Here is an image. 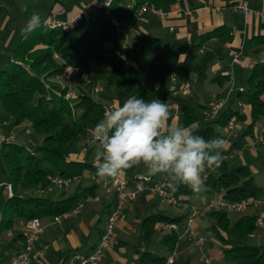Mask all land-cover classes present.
<instances>
[{"label": "trees", "instance_id": "16d2710c", "mask_svg": "<svg viewBox=\"0 0 264 264\" xmlns=\"http://www.w3.org/2000/svg\"><path fill=\"white\" fill-rule=\"evenodd\" d=\"M98 2V0H92ZM132 2V7L128 3ZM176 0H114L109 16L103 15L91 21L88 31L79 37H72L65 29H49L45 26L22 34L33 11L28 5L20 14L21 32L18 44L11 51V62L0 69V106L13 120V127L28 123L32 134L40 138L39 145L29 151L15 143H5L0 148V182L9 183L12 196L5 197L0 209V235L12 229L14 224L33 218L53 219L71 211L79 202L95 196L97 186H79L70 196L52 201L39 196L52 184L47 177L64 179L81 178L85 171L95 172L94 164L86 160L71 159L76 147L87 140L94 125L102 119L105 110L121 105L133 94L139 98L152 100L159 98L168 103V77L173 74L178 83L190 81L192 75L205 77L215 55L206 52L197 58V50L208 40L216 39L221 44L231 40L229 32L219 27L202 34L198 43H188L173 39L167 46L156 37L136 33L126 45L124 38L136 9L147 3L167 10ZM45 18L41 16L43 21ZM115 20L118 25L113 24ZM247 53L257 59L264 50V35L252 37ZM67 68L86 78L87 89L77 85V94L66 98L70 87L57 79L64 78ZM223 78V79H222ZM145 79L147 84L143 83ZM224 82L226 76H218ZM111 95L98 98L101 92ZM238 91L235 98L228 101L217 117L210 119L200 113L206 106L183 105L180 108L181 124L191 128L195 134L205 138H221L218 128H225L229 119L245 123L244 136L253 137L257 121L264 118V62L256 60L245 81V88ZM239 89V88H238ZM71 91V90H70ZM96 91V93H94ZM94 94L96 96L94 97ZM244 99L249 106L247 114L232 105ZM227 152H222V154ZM252 170L245 166H230L223 159L222 166L214 179L204 185L205 194L230 202L256 199L261 188L255 183ZM208 175V174H206ZM164 178L162 174L152 176ZM3 187V186H2ZM4 188V187H3ZM5 189V188H4ZM187 185H179L174 196L188 208L190 198L196 196ZM112 204L107 207L109 212ZM189 211L177 216L158 212L146 216L141 223L142 246L137 264H163L167 257L153 254L150 250V236L155 227L176 223L181 225ZM210 231L222 248V260L230 264H264V245L250 246L249 237L257 230L256 214L239 215L231 222L228 213L215 210L209 214ZM22 237V234L19 235ZM176 232L166 234L161 243L167 254L176 249ZM167 255V256H168ZM68 258L63 259L62 264ZM185 264H191L187 260Z\"/></svg>", "mask_w": 264, "mask_h": 264}, {"label": "crops", "instance_id": "0c3cea01", "mask_svg": "<svg viewBox=\"0 0 264 264\" xmlns=\"http://www.w3.org/2000/svg\"><path fill=\"white\" fill-rule=\"evenodd\" d=\"M91 1L92 0H29V2H27L25 0H0V31L8 32V37H5L7 38L5 44L11 37L15 38L16 40L18 37L20 38L21 32L17 28L18 26H21L19 16L23 9L28 5H32L37 12L39 11L38 8L43 6L49 9V13L53 12L54 15H56L54 16L55 18L67 20L76 15L78 11L80 12V9H83V5L88 4ZM242 1L243 0H176L173 6L167 10H164L165 14L161 17H155L154 15L146 14L136 23L134 21L127 25L126 23H123V25L127 28L124 43L128 45L133 35L136 33L160 38L164 42V38L162 37L163 28L168 25L167 30L170 34L169 44L173 39L195 44L199 42V37L202 34L211 32L219 27H224V29L229 32L231 40L222 44V53H224L222 56L217 57L212 51H208L215 55V59L213 61L214 63L212 64L210 71L216 77L226 76V84H229V81L234 83L236 81L237 71L240 77L242 69L245 66H247L250 70L252 64L256 62V60L264 62V50L259 53L257 59L249 56L246 50V46L252 37L264 35V18L259 15V13H264V0H245L247 1L248 7L250 9V12L248 13L235 8V6ZM47 16L48 13L45 17ZM194 39H196V41L192 42ZM209 41H216V39H211ZM235 52L241 53L238 63L231 62L232 55ZM194 77L196 76L192 75L189 82L193 80L195 83L197 79L195 78L194 80ZM218 82L220 83L221 81ZM222 86L218 84V87ZM238 88H241V86ZM231 91L228 92V101L232 100ZM215 93L217 92L215 91ZM175 108L177 111L173 114L170 113L169 122L172 124H177V118L180 117V109L178 107ZM239 110L243 114H247L249 111V106L242 104V107H239ZM202 114L204 115L205 111H203ZM241 125L243 126L242 129ZM244 128L245 123L237 122L234 133L225 137V148L229 147L230 149L233 147V149H231L232 151H228V153H237V151H239V153H237L234 157L241 155L245 147L239 146V143H241V138L239 141L234 142V137L237 138L240 135L242 138L247 137L242 135ZM91 134L92 132L90 131V138H87L85 142L81 143L84 145V147L79 149V153L78 150L76 151L77 148L72 152L70 155L71 159L78 161L86 160L87 162L94 164L92 156L95 149V140ZM258 138H261V142H257ZM89 139L91 142H89ZM13 143H15V141H13ZM251 143H255L254 148H250L249 145ZM261 144H264V123H262L260 129H256L254 131L252 140L246 144V147H248L250 150H253L257 145ZM88 145L91 147H88ZM130 170L133 171L132 176H128L127 171L123 173L130 188L133 187L132 180L134 177L148 175L147 173H139L140 166L134 167ZM91 176H96V171H85L81 178L72 180L75 181L74 185L67 184L64 185L62 189L57 190L54 189L56 187H50L48 190L42 193L47 192V196L50 200L58 201L70 196L79 186H97L91 180ZM97 187L98 188L95 192V196L88 197V201L85 203L80 214L62 219L59 221V223L52 225L49 224L51 219H40L44 227L42 232L37 237L35 249H39L44 245L48 246V251L44 257L43 263L45 260L47 263L50 260L53 262V264H62L63 259L68 258L64 264H69L70 256L73 253L78 252L81 254H86L96 245L104 227L107 207L114 202L113 194L107 193L106 190L101 186ZM0 189V200L2 202L4 198L3 194L4 192L6 194V191L3 190L2 186H0ZM40 194L41 193L38 195ZM260 194V197H264V189L261 188ZM208 197L211 200L213 199L212 196L207 195L203 196L200 201L205 203L207 200L206 198ZM86 206H88L87 211L83 212ZM167 206L170 205H167L156 195L150 194L148 192L141 193L134 201L128 203L124 210L123 217L118 223L115 232V241L107 252L105 262L108 264H137L142 241L137 245L138 247H132L133 239H131V237H133V233L138 235V239H141V223L143 219L146 216H151L158 212L168 215ZM262 206H264V204L254 207V211L251 213L256 215L262 214V216H264V213L261 211ZM185 212L186 211L182 213L175 212L173 215L177 216ZM193 225L197 227V223H194ZM21 227L22 221L14 224L12 229L4 231L0 235L1 238L7 233L9 235L11 234L12 237L11 241L6 244L5 248L2 247L3 244L0 242V252L2 251V253H0V264H8L10 258L22 249L23 238L19 236L21 234ZM180 227L182 226L180 225L178 228ZM154 231L159 232L156 243H159L160 245H162V237L171 233L170 231L164 230L162 226H156ZM174 232L177 233V231ZM119 235H123V237L127 238L128 240H119ZM152 243L153 242L150 240V251L153 245ZM115 247H117V249H115ZM137 248L139 249L138 251ZM163 248L165 250L164 246ZM7 249H12V254L7 255ZM165 252L166 253L161 256L167 257V251L165 250ZM32 264L37 263L33 262Z\"/></svg>", "mask_w": 264, "mask_h": 264}, {"label": "rangeland", "instance_id": "374dc122", "mask_svg": "<svg viewBox=\"0 0 264 264\" xmlns=\"http://www.w3.org/2000/svg\"><path fill=\"white\" fill-rule=\"evenodd\" d=\"M27 2H29V0H25ZM103 0H98V2H89L88 4L83 5V9H80L81 11L84 10V8L88 7V5L91 4H96V5H100V3H102ZM38 13L40 14V16L45 17L48 13L49 18H55L54 13H49V9L45 8L43 6H40ZM79 13V11H78ZM77 13V14H78ZM104 15V11L102 9H99L97 11H95L94 13H85L82 15V18L80 19V21L72 26V27H67V29H65L66 33L69 34L72 37H79L84 35L88 29H89V24L91 21L97 20L100 17H102ZM75 16V15H74ZM72 16V18L74 17ZM45 17V18H47ZM157 17V16H155ZM57 19V18H55ZM71 19V18H70ZM159 19V18H157ZM60 20V19H59ZM159 21V20H157ZM43 25L41 23V25L39 27H37L34 30H38L40 28H42ZM168 25L165 26L163 28V33H162V37L164 38V44L165 45H169V38H170V34L168 33ZM8 32L0 31V69L5 65L11 62V51L13 50V48L16 47V45L18 44L19 41V37L16 40L15 38L11 37L9 39V41L5 44V41L7 40L8 37L7 34ZM196 39L192 40V42H195ZM5 44V45H4ZM5 46V47H4ZM200 49V51H199ZM197 50L198 53V57L200 58L202 57L206 52L208 51H212L217 57L218 56H222L223 52V47L222 44L216 40V41H206L202 44V46ZM225 58V57H224ZM226 60V59H225ZM214 62L210 63L207 69V73L205 77H194L197 79V81L194 83L193 80L191 82H189V90L188 93L186 94H182L180 92L175 93L173 95L170 96L168 104L170 107V113L173 114L175 113L177 110L175 107H178L180 109V107H182L183 105H191L194 106L196 109H198V106H208L210 104V102L212 101V96H217L219 98V100H223L226 101L227 97H228V92L231 91L232 89V94H231V98H235V96L238 93V87L241 86L243 88H245V81L246 78L249 75V68L247 66H245L242 69L241 75L239 77V73L238 71L236 72V81L234 83H232V81H229V84L224 81V82H218L217 80H215L216 76L213 75V73L210 71V68L212 66ZM218 77V76H217ZM60 83L62 84H67L70 87V90L73 92V96H75V94H77V89L76 86L77 85H81L84 87V90L87 89V85L86 84V78L85 77H81L79 75H77L75 72H73L71 69L67 70V74L64 78H58L57 79ZM143 83L147 84V81L145 79L142 80ZM218 84L222 87H218ZM95 89H97V92L100 91L99 87H96ZM215 91L217 93H215ZM101 92V91H100ZM96 93V91L94 92ZM218 94V95H217ZM98 98H102L104 95H111V93L109 91H102L100 94H98ZM96 96V94H94V97ZM97 99V96H96ZM228 102V100H227ZM240 102L241 104H245L244 99L241 97L240 98ZM233 109L237 108V105L234 103L232 105ZM179 111V110H178ZM202 110H200V113L202 114ZM180 113V112H179ZM203 115V114H202ZM204 116V115H203ZM177 124H181V119L180 117L177 118ZM262 123H264V118L260 119L259 121H257L256 126H255V130L256 129H260V127L262 126ZM243 128V126L241 125V129ZM217 131L219 132L220 135L226 137L229 135L226 127L225 128H218ZM92 135V134H91ZM0 136H3L5 138H9V136H12L13 141H15V144L18 145H22L24 146L27 150L29 151H33L40 143V138L39 137H35L31 130L30 127L28 126V123H23L22 125H20L19 127H13V120L2 110L1 106H0ZM89 136V135H88ZM90 138V136L88 137ZM92 138V136H91ZM234 142L235 141H239L240 138V142L239 143L241 147H244L243 152L241 155H238L234 158H228L226 159L227 163L230 166H239V165H245L247 167H249L252 170V174L254 177V181L255 183L261 187L262 189H264V144L261 145H257L255 149L250 150L248 147H246V144L252 140L251 137L247 136L246 138H242L241 135L239 137H234ZM231 139V138H230ZM89 142H91V140L89 139ZM94 142V141H93ZM238 144V143H235ZM231 146V145H230ZM84 147V145H82L81 143L78 145V147H76V151L78 150L79 153V149ZM88 147H91L88 145ZM233 149V147H231L229 149V147L225 148L224 146V152H231ZM0 161H1V157H0ZM128 172V176H132L133 171L132 170H127ZM140 174H144L146 173V170L140 166V170H139ZM207 180L204 181V185L206 183H210L214 177L215 174H208L207 175ZM75 181H71L69 184L74 185ZM91 184V183H90ZM51 187H56L54 189H62L63 186H54L52 185ZM204 188V186H203ZM1 190V189H0ZM3 190L5 191V189L3 188ZM261 194H259L256 197V200H258L260 203L264 202V197H260ZM39 196L48 198L47 196V192L46 193H41ZM203 196H207V194L204 193L203 189L201 192H199L196 196H193L192 198H190V205L194 206L196 208H204L206 206V204H208L211 199L206 198V202L202 203L200 201V199ZM3 197H6V194L4 192ZM214 198V197H213ZM1 202V200H0ZM2 207V202L0 204V209ZM87 207H85V209L83 210V212L87 211ZM184 211H189V208L185 205H179V206H167V214L170 216H174L173 214L176 213H182ZM214 211V210H212ZM212 211H203L200 215L196 216L195 219L192 221V225L194 223H197V229L204 234L205 236V243L204 246L200 249L198 245H196L195 242L190 241L187 237V235L185 234V229L180 227L178 228L177 233H178V242L176 244V249H175V263L174 264H185L187 260L191 261V264H204L203 262V258H209L210 260V264H230L228 262H223L222 260V248L217 240V238L215 237V235L210 231L209 227H210V221H209V214ZM254 211V207H249L244 209L241 212H227L228 213V218L230 219L231 222L235 221L236 218L239 215L242 214H252L251 212ZM261 211L262 213H264V206L261 207ZM260 211V212H261ZM194 226V225H193ZM138 229V228H136ZM132 232V231H131ZM171 232V231H170ZM133 233V232H132ZM159 236V232L158 231H153L150 240L153 242L152 247H151V251L154 254H158V255H164L166 252L163 248L162 245H160L159 243H156V239ZM138 235H135L133 233V237H131L133 245L132 247H136L140 242L141 239L137 238ZM11 234H5L0 238V242H2V247L5 248L6 244L8 242L11 241ZM119 240H128L127 238H124L123 235H119L118 236ZM115 241V238H114ZM261 241V243H260ZM114 244V242H113ZM248 244L250 246H260L261 244H264V231H260V230H256L248 239ZM138 247V246H137ZM115 249H117V247H115ZM139 249L137 248V251ZM6 254L10 255L12 254L13 250L12 249H7L6 250ZM2 253V251L0 252ZM42 264H53L52 261H48V263L46 262V260L44 261V263Z\"/></svg>", "mask_w": 264, "mask_h": 264}, {"label": "clouds", "instance_id": "9594fccd", "mask_svg": "<svg viewBox=\"0 0 264 264\" xmlns=\"http://www.w3.org/2000/svg\"><path fill=\"white\" fill-rule=\"evenodd\" d=\"M41 23L40 14L33 11L22 34ZM169 120L166 101H149L136 94L107 110L91 130L96 176L115 178L142 166L148 175L162 174L173 191L183 184L194 193L201 192L206 174H215L222 166L226 141L205 138Z\"/></svg>", "mask_w": 264, "mask_h": 264}, {"label": "built area", "instance_id": "2783aa9c", "mask_svg": "<svg viewBox=\"0 0 264 264\" xmlns=\"http://www.w3.org/2000/svg\"><path fill=\"white\" fill-rule=\"evenodd\" d=\"M114 0H103L100 5L91 4L88 7L84 8V10L80 11L73 18L67 20H59L55 18H45L42 21V25L49 29H67V27H72L76 25L82 15L85 13H94L95 11L102 9L104 11L105 16H109V10L111 7V3ZM129 7H132V2L128 3ZM236 9L241 10L245 13L250 12L247 1L243 0L241 3L235 6ZM154 15V16H163L165 14L163 9L156 8L153 5H149L147 3L139 6L133 16V21L138 22L144 15ZM259 15L264 18V13H259ZM114 25H118V23L113 20ZM241 53L235 52L232 55L231 62L238 63L240 59ZM71 69V68H67ZM72 70V69H71ZM73 71V70H72ZM97 90V89H95ZM167 90L170 95L175 93L186 94L189 90V81H184L182 84L178 83V79L175 75L171 74L168 77ZM242 88H239L238 91H242ZM73 97V92L68 91L66 94V98ZM227 103L226 101L219 100L217 96H212V101L208 106H206L205 116L207 118L213 119L217 117L220 111L225 107ZM238 107H242L241 102H237ZM112 107L109 106L105 112ZM236 118L232 116L227 125L226 129L228 133L231 135L234 133L236 129ZM13 142V138H5L0 136V146L4 143ZM257 142H261V138L257 139ZM250 148H254L255 143H251ZM239 153V151H237ZM237 153H224L223 159L233 158ZM207 175L204 178L206 180ZM73 179H64L61 177H47V181L50 182L54 186H64L69 184ZM91 180L95 185L103 187L107 193L113 194L114 202L106 214L104 227L101 235L96 243V245L86 254H81L78 252L73 253L70 256L69 264H108L105 262V258L107 252L112 247L115 232L118 226V223L123 217L124 210L128 203L134 201L141 193L148 192L150 194L156 195L161 201L170 206H179L183 205L179 202L174 196V191L169 187V181L164 177L161 179H154L151 175H143L136 176L132 180L133 187L130 188L128 186V181L124 177V174L119 175L115 178H104L101 179L97 176H91ZM0 186H3L6 191V196H12V189L9 183L0 182ZM88 201V198L85 201L79 202L71 211L63 213L60 216H56L49 221V224L59 223L60 220L69 218L71 216H76L80 214L82 208L85 203ZM264 204V202H259L256 199H247L241 202H230L223 200L218 197H214L204 208H196L191 206L189 208V215L184 223L181 224L182 228L185 229V234L187 235L190 241L196 243L201 249L205 243V236L201 233L195 226L192 225V221L196 216L200 215L203 211H212V210H223L226 212H241L249 207H256ZM255 225L257 229L264 230V216L262 214L257 215ZM180 225L176 223H168L163 224L162 228L167 231H176ZM43 224L40 219L33 218L27 221L22 222L21 234L23 238L22 249L14 254L8 264H32L33 262L37 264H42L44 257L48 251V246L44 245L39 249H35V242L37 237L43 230ZM175 251L168 255L165 262L163 264H174L175 262ZM204 264H210L209 258H203Z\"/></svg>", "mask_w": 264, "mask_h": 264}]
</instances>
